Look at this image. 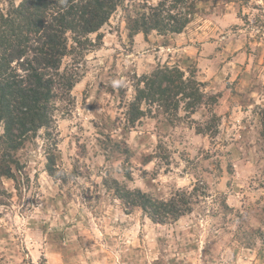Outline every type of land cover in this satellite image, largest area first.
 I'll list each match as a JSON object with an SVG mask.
<instances>
[{
    "label": "rangeland",
    "instance_id": "rangeland-1",
    "mask_svg": "<svg viewBox=\"0 0 264 264\" xmlns=\"http://www.w3.org/2000/svg\"><path fill=\"white\" fill-rule=\"evenodd\" d=\"M157 2L123 0L102 43L77 57L80 79L50 134L27 141L15 178L0 179V264H264V0H196L179 39H131L128 16ZM176 65L215 100L181 104L179 117L154 104L125 129L138 78ZM114 180L160 199L186 192L191 211L156 223L123 205Z\"/></svg>",
    "mask_w": 264,
    "mask_h": 264
},
{
    "label": "trees",
    "instance_id": "trees-1",
    "mask_svg": "<svg viewBox=\"0 0 264 264\" xmlns=\"http://www.w3.org/2000/svg\"><path fill=\"white\" fill-rule=\"evenodd\" d=\"M123 0H19L6 10L0 8V179L15 178L14 168L21 165L16 156L27 141L40 130L50 134L54 111L59 100L71 97L80 79V55L102 43L101 28L122 5ZM196 13V0H158L155 5L144 4L137 16L129 15V37L151 32L182 33ZM96 34L93 40L90 36ZM72 40L70 44L69 40ZM75 56V64L62 70L65 56ZM136 93L126 104L125 129L152 112L179 117L181 104L194 112L215 100L204 85L179 66H159L141 75ZM175 113V114H174ZM210 129V127H208ZM206 129L198 128L199 133ZM47 172L58 179L56 154L47 155ZM117 197L126 207H139L156 223L178 220L191 211L186 192L174 193L160 199L131 189L114 180ZM0 201L2 199L0 198ZM259 234L264 236L262 229Z\"/></svg>",
    "mask_w": 264,
    "mask_h": 264
},
{
    "label": "crops",
    "instance_id": "crops-1",
    "mask_svg": "<svg viewBox=\"0 0 264 264\" xmlns=\"http://www.w3.org/2000/svg\"><path fill=\"white\" fill-rule=\"evenodd\" d=\"M175 35H176V34H175ZM179 35H180V33H177V35H176L175 38H176V39H179V37H178ZM171 38H172V37H171Z\"/></svg>",
    "mask_w": 264,
    "mask_h": 264
},
{
    "label": "clouds",
    "instance_id": "clouds-1",
    "mask_svg": "<svg viewBox=\"0 0 264 264\" xmlns=\"http://www.w3.org/2000/svg\"><path fill=\"white\" fill-rule=\"evenodd\" d=\"M62 2H65L66 3V0H62Z\"/></svg>",
    "mask_w": 264,
    "mask_h": 264
}]
</instances>
